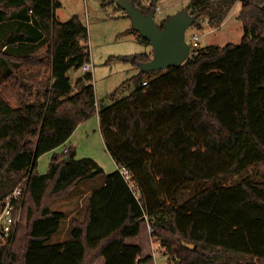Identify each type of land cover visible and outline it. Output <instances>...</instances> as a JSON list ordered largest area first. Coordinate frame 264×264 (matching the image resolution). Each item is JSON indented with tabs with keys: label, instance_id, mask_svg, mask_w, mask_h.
Wrapping results in <instances>:
<instances>
[{
	"label": "trees",
	"instance_id": "16d2710c",
	"mask_svg": "<svg viewBox=\"0 0 264 264\" xmlns=\"http://www.w3.org/2000/svg\"><path fill=\"white\" fill-rule=\"evenodd\" d=\"M237 2L241 43L200 48L169 69L140 70L126 81L135 83L132 92L98 107L92 71L74 81L69 74L91 60L87 24L78 15L59 20L61 0H0V87L18 96L13 104L0 91V199L26 183L14 238L0 241V264L100 257L102 264H143L153 255L141 257L142 246L128 238L145 222L175 264H264V170L248 173L264 165V0H190L184 9L199 28L205 21L218 28ZM140 9L157 13L154 2ZM95 113L140 196L119 169L107 174L70 238L51 242L66 212L50 202L104 169L92 157L76 158L72 147L55 152L44 173L38 159Z\"/></svg>",
	"mask_w": 264,
	"mask_h": 264
},
{
	"label": "rangeland",
	"instance_id": "374dc122",
	"mask_svg": "<svg viewBox=\"0 0 264 264\" xmlns=\"http://www.w3.org/2000/svg\"><path fill=\"white\" fill-rule=\"evenodd\" d=\"M190 0H139L140 8L147 7L153 2L160 7L156 13V21L162 23L170 15L184 9ZM62 5L56 9L59 20L66 21L73 15H78L87 24L89 29V46L91 62H93V84L95 86L97 106L109 105L114 100L121 98L135 88L134 82H126L141 70L134 60H128V56L149 54L153 57L152 44L142 42L138 35L132 32V20L127 11L117 1L103 5L102 0H61ZM241 3L237 2L224 23L213 28L207 22L203 27L191 25L186 31L188 42L193 41V35H199L198 49L210 45L224 46L228 43H241L245 30L242 20L239 18ZM86 72L83 68L69 71L73 81ZM124 84V85H123ZM3 96L17 104V94L0 87ZM72 148L76 151V158L92 157L104 169V172L93 179H87L64 196L54 198L50 202L52 209L64 210L66 218L62 227L56 233L51 242L66 241L70 238V229L74 219L83 220L88 204V196L82 192V187L102 186L106 175L117 170V163L112 157L104 141L98 115L95 113L81 122L75 130ZM64 151V147L44 153L38 159L37 170L44 173L48 170L51 158L55 152ZM264 170V165L251 167L248 173L259 175ZM244 173L243 175H247ZM80 185V186H79ZM136 237L128 239L129 242L139 241L143 244L147 255L153 257L143 264H175L173 258L163 251L159 245L152 244L146 222L143 223L142 232ZM137 236V237H138ZM148 252V253H147ZM144 257V255H141ZM104 258H98L93 264H102Z\"/></svg>",
	"mask_w": 264,
	"mask_h": 264
},
{
	"label": "water",
	"instance_id": "95a60500",
	"mask_svg": "<svg viewBox=\"0 0 264 264\" xmlns=\"http://www.w3.org/2000/svg\"><path fill=\"white\" fill-rule=\"evenodd\" d=\"M127 11L132 20L133 29L148 40L153 47V57L149 61L140 62L143 71H159L180 66L191 56V46L186 39L187 29L194 24L197 16L188 9L170 15L163 26L156 21V13L147 14L133 0H116ZM134 60L135 55L128 56ZM70 160V156L66 157ZM195 248L194 244L184 243Z\"/></svg>",
	"mask_w": 264,
	"mask_h": 264
},
{
	"label": "built area",
	"instance_id": "2783aa9c",
	"mask_svg": "<svg viewBox=\"0 0 264 264\" xmlns=\"http://www.w3.org/2000/svg\"><path fill=\"white\" fill-rule=\"evenodd\" d=\"M157 7V11H160ZM207 22V21H205ZM199 35H193V41L189 42L191 46V55L198 52ZM93 62L87 61L83 65L85 71H92ZM67 150V149H66ZM65 150V151H66ZM119 170L124 176L125 180L134 189L136 196H140L139 186L136 181L132 179V175L128 168L119 166ZM26 183L20 181L12 192L0 199V241H11L14 238L16 229L22 217L23 206L25 201ZM149 232L152 230L151 225L148 223Z\"/></svg>",
	"mask_w": 264,
	"mask_h": 264
},
{
	"label": "crops",
	"instance_id": "0c3cea01",
	"mask_svg": "<svg viewBox=\"0 0 264 264\" xmlns=\"http://www.w3.org/2000/svg\"><path fill=\"white\" fill-rule=\"evenodd\" d=\"M75 133V132H74ZM74 133L72 134V136L67 140V142L65 143V144H63V145H61V146H63L64 147V151L66 150V149H68L69 147H72V145L74 146V145H76L75 144V142H74V140H73V138H74ZM60 146V147H61ZM117 165V164H116ZM117 169H119V166L117 165ZM82 184V183H81ZM80 186V185H79ZM99 187H101V186H99ZM99 187H97V188H99ZM94 189H96L94 186H87L86 188L85 187H82L81 188V190H82V192H85V194H86V196H90V194L92 193V191L94 190ZM146 225H147V227H148V223L146 222ZM142 227H143V225H142ZM141 232H142V230H141ZM149 234H150V232H149ZM129 239V238H128ZM136 240H138L139 239V236L138 237H136L135 238ZM150 240H151V242H152V244H156L154 241H153V239H152V237H151V235H150ZM135 243H138V244H140L141 246H142V248H143V255L144 256H146L147 254H146V252H145V248H144V246H143V244H141V242H139V241H136ZM148 253V252H147ZM142 257V256H141Z\"/></svg>",
	"mask_w": 264,
	"mask_h": 264
},
{
	"label": "flooded vegetation",
	"instance_id": "af4514ba",
	"mask_svg": "<svg viewBox=\"0 0 264 264\" xmlns=\"http://www.w3.org/2000/svg\"><path fill=\"white\" fill-rule=\"evenodd\" d=\"M161 24V23H160Z\"/></svg>",
	"mask_w": 264,
	"mask_h": 264
}]
</instances>
